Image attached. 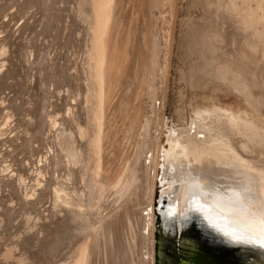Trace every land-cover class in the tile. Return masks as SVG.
Masks as SVG:
<instances>
[{"label": "bare ground", "instance_id": "6f19581e", "mask_svg": "<svg viewBox=\"0 0 264 264\" xmlns=\"http://www.w3.org/2000/svg\"><path fill=\"white\" fill-rule=\"evenodd\" d=\"M3 1L4 2L0 4V12L4 11L0 13V20L3 19L6 22L3 20L0 22V44H4L0 50V92L8 89V91H12L13 95L8 96L7 100L4 98L0 99V112H8L7 117L9 118V121H6L0 117V137L6 134L7 131L10 134V132L14 130V133L10 135L7 133L9 137L7 134L6 137L8 138H4L5 135H3L0 139V147L8 143L4 150L0 149V255L3 260H1L2 263L0 262V264H93V262L94 264H100V261L104 258L101 257V250L96 246L101 243L100 236L104 237L105 232L98 233L97 229H94L90 233L88 227L90 225L99 224L100 222L102 224L104 223L105 216H103L104 210L102 205L105 195H111V197L114 198V206H118L120 201L122 204L124 203L127 189L126 185H120L121 187L123 186L122 193H117L119 183L116 184L114 178L110 183L108 182L109 173L111 171L115 173L116 170H113L110 165L109 150L106 146L104 147L105 136L103 135L105 131L104 128L111 123L113 125L109 117L106 121L105 101L108 94L113 90L110 91V87L113 86L108 85L110 84L108 83V78L110 79V77H108V70L114 68L111 67L112 59L110 58L112 54L117 53V51L115 50V53L112 52L110 54V51H113V49L110 50L111 44L109 45V41H111L110 38L113 37L112 31L115 23L114 11H116V8H119L118 4L120 0L118 3H116V0H76L77 16L79 15L82 19L81 21L87 24V38L86 43H83L82 40L80 41L83 45L85 44L83 57L81 60L79 57L77 58L79 62L75 61V64L80 63V61L81 64L80 67L79 65L77 67L74 66L73 72H70L72 69L68 68V66H70L69 64L67 66V63H58L57 59L59 60V58L56 59L55 57L56 60L51 57L48 58L47 48L42 45L43 42L40 43L45 36H47L45 38L49 40L50 36L47 34L50 32L51 35V25L45 23V25L41 24V28L36 27L41 18L38 16L39 19H36L32 14H30V16L26 15L27 12L29 13V10L30 13H32L33 10L36 11L39 9H32L31 11L32 6L37 5L40 9L42 8L44 10H42V14L44 12L48 13L50 10L49 13L51 16L54 3H49L47 2L48 0ZM9 3H13L11 6H16L14 10L16 13L10 14V12L7 11L8 9H3ZM115 4H117L116 8ZM68 5L70 4L68 3ZM17 12H19V15ZM59 12L61 13V11ZM38 13L37 11V14ZM53 13L56 12L53 10ZM2 15L5 16L6 19L4 17L1 18ZM22 16L25 18L21 20L22 22L19 23V25H16L17 27H15L14 24H12L13 26L11 25V23H13V21H11L12 19ZM57 16L60 15L58 14ZM57 16L54 14L51 18L57 21L55 19ZM48 17H45L43 22H45ZM30 18H32V21H27ZM67 19L68 18H65V20ZM17 20L19 21V19ZM9 21H11L10 24H8ZM41 21L42 20H40V22ZM46 22H48V20H46ZM64 23H66V21H64ZM67 23L70 24L71 22ZM77 23L76 20H72L69 26H64L62 24L65 28L69 27L68 35L66 32V37L70 38L69 42L72 39V34L75 33L74 28ZM56 24L52 23V26ZM11 27H15L16 29H14L12 33H9L10 29H12ZM35 27L37 29L40 28V30L35 31L37 37L40 34L44 35L43 38L41 36L42 40L40 39V41H38L39 37L37 39L35 36H31L34 32L29 35L31 31L35 30ZM52 28H55V26ZM76 30L78 31V28ZM62 31H65V29ZM13 32H17L15 36H13ZM82 32H84V30ZM62 34L64 38L65 34ZM118 36L117 38L120 37ZM66 37L64 39H67ZM73 37L75 36L73 35ZM83 39L85 38L83 37ZM77 40L79 41L80 39L77 38ZM116 40L118 42V39ZM66 42L68 41L66 40ZM66 42H64V44H66ZM50 43L53 44L55 42L50 41ZM59 43L58 45L61 44ZM44 44H47L48 47L49 42ZM64 44H61V47L64 46ZM58 45L56 44L57 48ZM50 46L52 47L53 45L50 44ZM61 47L59 46V48ZM70 47L71 45L68 48ZM72 47H74V44ZM80 47L79 44L77 49ZM112 47L114 46L112 45L111 48ZM137 47H139L138 44L134 51L137 55L134 53L135 56H132L130 61L129 58L125 61L127 63L129 61V63H126L127 66L125 64V75H123V82L121 80V84L124 83V85H127L129 81L132 83L134 81L136 84L141 80H134V76H136L134 74L135 71L139 70L141 67V64H139L141 63L139 59L140 49ZM58 49L56 51H58ZM62 49H64V54L65 48ZM80 50L81 49L78 50L79 52L76 50V52L81 53L82 51L80 52ZM124 51V53L127 52V50ZM67 52L70 51L66 49V54H68ZM73 52L74 50L72 53ZM60 53L62 54V52ZM120 53L118 57H120ZM70 54L71 53H69V56ZM72 55H74V53ZM76 56H78V54H76ZM66 57L65 59H67ZM118 57L115 58L117 59ZM115 58L113 62L116 60ZM69 59L67 60L69 61ZM60 60H62V58ZM70 61L72 62V59H70ZM118 62L117 66L122 63V61L121 63L120 61ZM125 62L123 61V63ZM22 68L24 73L22 72L23 75L19 76V74H21L19 72ZM137 73L138 71L136 74ZM146 73L147 75L144 73L146 76L142 79V84L144 83L147 95L150 86V77H148V72ZM110 76H112V74ZM114 80L115 79H113V81ZM118 84L116 85L119 86ZM138 85L140 84L138 83ZM142 87L143 86H141L140 89L141 91ZM26 89H28V91H25ZM92 90L95 91L92 93ZM154 90L155 91H153L150 97L153 110L156 106L155 100H157V96H159L157 95V90L155 88ZM89 91L92 93L91 95H89ZM160 96H163V92ZM94 100L98 101V105L92 110L93 105L91 104ZM158 108H155L156 112ZM214 113L208 109L199 110L198 113L192 115L194 119H189V127L182 128L180 127L181 125H179L177 127L175 126L174 129H169L170 131L166 138L168 139L167 141L170 148L166 158H162V161L164 162L166 160L165 166L176 171L177 169L172 165L169 166L168 163L169 160L173 159L177 161L179 168L178 176L181 183L178 193L174 195L176 200L173 202L172 199H170L167 208L164 206L161 207V222H165L166 213L170 214L169 211L172 210L175 218L173 227L175 228L177 224L178 231H184L185 227H187L185 219L194 214V205L199 203L205 205V202H202L203 197L206 200L213 201L212 199L215 192H220L222 196L224 195L227 199L229 198L228 202H222L223 204L221 203L220 205L223 206L217 203L215 204L214 202H212V205L215 210L221 212L219 218L223 223L222 228L224 227V229L227 230L234 229L230 231H233V233L235 231L237 234L234 236L237 238H243L242 236H244L243 234L246 233V230L248 234H250V237H257L258 233L264 230V203L259 201L260 197L256 194L257 192L252 190L253 187L246 183L247 187L255 194V197L253 198V193L251 192L249 195L250 198L240 200V204V202L233 201V198L236 199V197L240 196L237 194L234 196L232 191H239L241 188H244L241 187L242 184H245L244 181L241 180L236 183H226L223 184V186H218L212 178L207 176L202 177L201 174H199L200 171H195L186 166L188 163L196 165L198 168L204 165L232 166L236 171L246 174L248 178L253 177L255 179L258 184V190L262 191L261 198L264 199L263 152L261 151L262 153L259 154L251 153L248 155L250 157H247L240 151L238 144L226 146L223 141L214 138L211 135L212 131L205 128ZM229 119L230 118H228V120ZM236 120L238 119L236 118ZM6 124H9V126ZM145 131L146 130H144V133ZM184 131H188L189 137H187L190 140L188 141L189 144H178V138L181 132ZM232 131L235 130L233 129ZM159 134L160 132H157L149 142L150 153L146 159L145 165L151 180L148 182V188L146 190L147 196L145 204H143L144 207L141 210V220L139 217L137 219L138 228L141 225L140 235L142 238V247L138 255L136 250L135 253H133V264H155L154 253L156 235L154 188L156 175L158 177L159 169L164 168V163L160 165L159 159L161 157ZM126 136L127 133L124 138ZM154 138H156L157 141ZM213 140L217 143H221L218 149H213L210 145ZM260 141L262 140L257 142L260 143ZM246 144V147L250 148L248 147L249 144ZM100 149L101 157L98 156L100 154L98 150ZM144 151L145 143L143 137L142 139L140 137V142L136 146V157L130 165L132 167V170L130 168L131 175L134 174V169L136 165L139 164V158H141ZM118 154L119 153H117V155ZM152 155L155 156L154 159H152ZM41 163H43V170L40 184H36L35 190L32 191L31 183L39 181ZM252 164L258 165L259 168H255ZM160 180H163V178L161 177ZM173 180L178 181V178L176 177ZM168 183L170 185L173 181L170 180L167 184ZM111 185H115V189L112 188ZM23 186H25L27 192L30 193L29 197L25 196ZM107 187L110 188H108L110 192L106 189ZM204 192H211L212 195H206ZM164 195L165 194L162 196ZM162 196H160L159 203H162ZM121 197L122 200L117 202ZM45 203L47 206L41 209ZM165 203L168 204L167 201ZM243 206H245V208H243ZM133 208L135 210L131 212V214L135 213L137 218L135 202ZM21 209L22 212L19 213ZM44 210L47 211L46 215L42 214ZM129 210L131 209L129 208ZM131 214L128 215L127 213L126 217L128 218ZM120 215L121 213L118 215V219ZM16 217H20L21 219L14 223ZM132 219L133 221L136 220L134 216H132ZM209 228L211 229V227ZM107 231L111 255L116 256L117 254L124 260V264H132L130 259L132 253L127 250L129 247V242H127L129 231L127 227L122 225L119 229L115 227L114 222H111L108 224ZM102 264L105 263L103 262Z\"/></svg>", "mask_w": 264, "mask_h": 264}, {"label": "rangeland", "instance_id": "374dc122", "mask_svg": "<svg viewBox=\"0 0 264 264\" xmlns=\"http://www.w3.org/2000/svg\"><path fill=\"white\" fill-rule=\"evenodd\" d=\"M0 1V4L4 2L3 0ZM47 2L54 3L53 10L56 13H53L52 10L50 16L49 10L48 13L44 12V15V13H41L44 10L35 5L32 6L31 11L32 9H39L36 11L33 10L32 13H30L29 10V13L27 12L26 15L30 16V14H32L36 19L38 16L41 18L38 19L39 22L42 20V23L40 22L39 24L38 22L36 27L41 28V26L45 25V23H49L51 25V35L50 32L47 34L50 36L49 40L48 38H45L47 36L44 37L43 34H40L38 36V41H40V39L42 40L44 37V41L42 40L40 43L43 42L42 45L47 48V57L54 59L55 57L56 59L59 58V60L57 59V62H64L65 64L67 63V66L69 64L70 66H68V68L72 69L71 71L69 69V71L73 72L74 66L77 67L79 65L80 67L81 64L80 61V63H76V65L75 61L79 62L77 61L79 60L77 58L79 57L81 60L83 57L82 55L85 44L83 45L82 42L80 43V41L82 40L83 43H86L87 24L81 21L82 19L79 15L77 16L78 13L76 11V0H48ZM118 2L119 0H116V3ZM68 3L70 5H68ZM12 4H7V6H5L3 9H8L7 11H9L10 14L16 13L14 11L16 6H11ZM116 7L117 4H115V8ZM118 7L119 8H116V11H114L115 23L113 25L112 31L113 40L110 38L111 41H109V45L111 44L110 50L113 49V51H110V54L112 52L115 53V50L117 51V53L112 54V57L110 58L112 59V63L115 62V65L111 63V67L114 68L108 70V77H110V79L108 78V83H110L108 85H112L113 87L109 86L111 88L109 89L110 91L112 89L113 90L108 94L109 97L107 96L105 101V116L107 114L106 121L109 117V119L112 120L111 122H113V125L112 123L109 126L106 124L107 127L104 128L105 131L103 135L105 136L104 147L106 146V148L109 150L108 154L110 165L112 166L113 170H116L115 173L112 171L109 173L110 176H108V182L110 183V181H112L114 178V182L116 184L119 183L118 191L116 190L117 193H122L121 191L124 185H126L127 189L124 203H121V197L117 201H120L118 206H114V198H112L111 195H105L104 203L102 205L104 210L103 216H105L104 223L102 224L100 222L99 224L90 225L88 227L90 233L94 229H97L98 233L105 232L104 237L100 236L101 243L97 244L96 246L101 250V257L104 258L100 261V264L103 262L105 264H124V260H122L119 255H111L110 241L107 233L108 224L111 222H114L115 227L119 229L122 225L127 227L129 231L127 235L129 247L127 250L132 253L130 257L132 264V259H134L133 253H135V250L137 251V255L141 252V225L138 228L137 219L139 217L141 220V210L144 207L143 204H145L148 182L151 180L150 174L146 171L145 165L146 159L150 153L149 142L151 141L152 137L157 134V132H160V165L164 163V168L159 169L158 177L156 175L155 178L154 200L155 203L156 200L158 201L157 206H154L155 218H157L156 211L160 213L161 210V204L159 203L160 196L165 194L161 198L164 199L165 202H168V204L165 203L163 205L165 208H167L169 206L170 199H172L173 202L176 200L174 195L178 193L181 183L178 176L179 168L177 161L173 159L169 160L168 163L169 166H174L177 171L167 168L168 166H165L166 160L164 162L162 161V158H166L167 152L170 148L167 141L168 139L166 137L169 131L174 129L175 126L177 127L181 125L180 127L182 128L189 127V119H194L192 115L198 113L199 110L208 109L212 113L215 112L211 117L212 119L210 118V122L205 126L207 130L212 131L211 135L214 138L223 141L226 146L238 144L240 151L247 157H250L248 155L251 153L259 154L263 152L264 154V0H120ZM37 11L40 14H37ZM59 11H61V13ZM18 13L19 12H17V14ZM57 13L60 16H57ZM52 14L57 16L55 17L57 21L51 18L53 16ZM67 14L70 15V18ZM42 15H44L46 18L49 16L48 19H46L48 22H46V20L43 22L45 17ZM3 17L6 19V17L2 15L1 18ZM24 18L23 16L14 18L11 20L13 23L9 21L8 24H14L15 27H17L16 25H19V23L22 22L21 20ZM65 18H68V21L65 20ZM17 19H19V21ZM72 20H76L78 23L75 25V33L73 32L74 34H72V39L69 42L70 38L66 37L68 35L69 27L65 28L64 26H69L72 23ZM27 21H32V18L28 19ZM64 21H66V23H71L66 24ZM52 23H57L60 25V27L57 24V26H52ZM54 26L55 28H52ZM15 27H11L12 29H10L9 33H12V31L16 29ZM36 27L35 30L31 31L29 35L33 34L34 32V34L31 36H35L38 39L37 35H35V31L40 30V28L37 29ZM77 28L78 31L76 30ZM79 28H82L85 33ZM61 29H65V31H62ZM16 33L17 32H13V36H15ZM62 33L65 34L64 38L66 37L67 39L63 38ZM73 35L75 37H73ZM117 36L119 38H117ZM83 37L85 39H83ZM77 38L80 40L78 41ZM116 39H118V42ZM66 40L68 42H66ZM50 41L55 43L52 44ZM47 42H49L48 47L47 44H44ZM59 42L61 44L66 42V44L61 47ZM76 42H78L81 46L78 49L77 47H79V44ZM58 43L60 45H58ZM50 44L55 47H51ZM56 44L58 45V48L59 46L61 47L59 49L62 51L57 48ZM73 44L74 47H72ZM137 44L139 46L137 48L140 49L139 59L141 63L139 64H141V67L139 70L135 71L134 74L136 76H134V80H141H139L136 84L134 81L133 83L129 81L127 85H124V83L121 84V80L123 82V75H125L124 69L131 60V57L137 55L134 52ZM3 45L4 44H0V50ZM70 45L72 49L71 47L68 48ZM112 45L117 48H111ZM62 48H65V55L63 54L64 49ZM57 49L58 51H56ZM66 49L67 51H70L67 52L68 54H66ZM79 49H81V53H78ZM123 49L127 50V52L124 53L125 51ZM73 50L74 55H72ZM76 50L78 52H76ZM60 52H62L64 56ZM118 52L120 53V57H118ZM69 53H71L70 56ZM76 54H78V56H76ZM57 55L63 57H58ZM65 57L67 59H72V62L70 59L69 61L65 59ZM115 57L118 58L116 59ZM61 58L64 61L60 60ZM114 58L116 60L113 62ZM128 58L129 61L127 63L125 61H127ZM118 61H120V63L122 61V63L117 66L119 63ZM123 61L125 63H123ZM137 71L138 76L136 74ZM22 72L23 68L19 72L21 73L19 76L23 75L24 72ZM146 72H148V77H150V86L147 93V95L149 94L148 96L146 95L144 83L142 84V79L147 75ZM144 73L146 75H144ZM111 74L112 76H110ZM113 79L115 80L113 81ZM138 83L140 85H138ZM141 86H143L142 91L140 90ZM154 88L157 90V95L159 96H157V100H155L156 106L153 110L152 100L150 97L153 91H155ZM25 91H28V89ZM94 91L92 90L91 92L93 93ZM91 92L89 91V95L92 94ZM162 92L163 96H160L162 95ZM12 95V91H8V89H6L5 91L0 92V99L4 98L7 100V97ZM97 102V100H94L92 101V104L89 103L93 105L92 110L97 107ZM155 108H158L157 112L155 111ZM7 116L8 112H0V117L6 121H9ZM228 118L230 119L228 120ZM236 118L238 120H236ZM6 125L9 126V124ZM233 129L235 131H232ZM144 130H146L145 133ZM12 131L10 134L14 133V130ZM7 133L8 131L6 134ZM126 133L127 136L124 138ZM6 134H3L5 135L4 138L9 137V133L7 134L8 137H6ZM187 136L188 131L181 132V135L178 138V144H189L188 141L190 140L188 138L189 136ZM140 137L141 139L143 137L145 151L141 155V158H139V164L136 165L134 174L131 175L130 168L132 170V167L130 165L133 159L136 157V146L140 142ZM154 139L157 141L156 138ZM259 140L262 141L259 143L257 142ZM246 143L249 144L248 147L250 148L246 147ZM7 144L8 143L4 144V146H1L0 149L4 150V148L7 147ZM210 145L213 149H218V147L221 146V143H217L213 140ZM98 153H100L98 156L101 157V149L98 150ZM117 153L119 154L117 155ZM154 158L155 156L152 155V159ZM186 166L192 168L195 171H200L199 174L202 176H204V174L210 176V178L215 180V183L218 186H223V184H225L224 182L236 183L242 180L245 184H242L241 187L247 188V184L253 187L254 191L257 192L256 194L260 197L259 201L264 203V199L261 198L262 191L258 190V184L255 179L253 177L248 178L246 174L236 171L232 166L204 165L203 167L198 168L196 165L191 163H188ZM252 166L255 168L258 167V165L255 164H252ZM42 170L43 163L40 164L39 181H34L31 183L32 191L35 190L36 184H40ZM161 177L163 180H160ZM176 177L178 178V181L173 180ZM170 180L173 181V183H170L169 185L167 182ZM120 185L123 186L121 187ZM109 187L106 189L109 190ZM23 188L25 196L29 197L30 193L27 192L25 186H23ZM112 188L115 189V185H113ZM232 192L234 196H236V194L240 196L236 197V199L233 198L234 202H240L241 204L240 200L249 199V195H245L243 193L239 194L238 192L234 191ZM204 193L206 195H212L211 192ZM228 199L224 197V195L222 196L220 192H215V195L212 199L213 201L206 200L203 197L202 202H205V205L202 203L194 205V214L188 216L185 219L187 227H185L184 231H180L178 233H176V229L178 228L177 224L175 226L176 229L173 227V222L175 223V218L173 215L174 212L171 210L169 211L170 214L166 213V220L165 222H161L160 225L162 230L161 233L167 243V248L162 258L163 264H178L179 262L184 264H193L191 258L194 259L195 257H197V259L195 258V261L201 262V264H263L264 230H261L257 237H250V234H248V231L246 230V233L243 234L244 236H242L243 238H237L234 236L237 233L235 231L234 233L233 231H230L234 229L227 230L224 229V227L222 228L223 223L219 218L221 212L215 210L212 202L220 205L222 202H228ZM134 202L137 218L135 213L131 214V212H134L135 210L133 208ZM45 206H47L46 203L41 207V209ZM129 208L131 210H129ZM243 208H245V206H243ZM21 212L22 209L19 210V213ZM46 213L47 211L44 210L42 214L46 215ZM120 213L121 215L118 219V215ZM127 213L128 215L131 214V216L128 218L126 217ZM132 216L135 217V221H133ZM20 219V217H16L14 223ZM209 227H211V229ZM181 240L183 242L182 244ZM175 242L179 243L180 247H182L178 251H176L174 248ZM1 260L2 257L0 255V262L2 263L3 260Z\"/></svg>", "mask_w": 264, "mask_h": 264}, {"label": "water", "instance_id": "95a60500", "mask_svg": "<svg viewBox=\"0 0 264 264\" xmlns=\"http://www.w3.org/2000/svg\"><path fill=\"white\" fill-rule=\"evenodd\" d=\"M202 176V175H201ZM204 176H207L210 178V176L204 174ZM202 176V177H204ZM230 182V181H229ZM226 184V182H224ZM231 183V182H230ZM254 190V189H252ZM234 192H238L239 194H245V195H250L251 194V189H249L248 187L247 188H241L239 191H234ZM256 192V191H255ZM253 193V192H252ZM255 197V194L253 193V198ZM250 198V197H249ZM155 206H157V204L155 203ZM155 235H156V238H155V264H163V261H162V258H163V255L165 254V250L167 248V243L166 241L164 240V237L162 235V230H161V227L157 226V224H161V217H158V218H155ZM178 229H176V233H178ZM194 235V234H192ZM196 236V235H194ZM193 241H196V240H193ZM182 240H181V244H182ZM174 248L176 251H178L180 248V244L175 242L174 243ZM183 251V250H182ZM197 259V257H195ZM195 258H191V261L193 264H201V262H196L195 261ZM178 264H184L182 262H179Z\"/></svg>", "mask_w": 264, "mask_h": 264}, {"label": "flooded vegetation", "instance_id": "af4514ba", "mask_svg": "<svg viewBox=\"0 0 264 264\" xmlns=\"http://www.w3.org/2000/svg\"><path fill=\"white\" fill-rule=\"evenodd\" d=\"M162 203H160L161 204V206L160 207H162L164 204H165V200L164 199H162V201H161ZM156 204H158V201L156 200ZM156 217L158 218V217H160V213H158L157 211H156ZM157 226L159 227L160 226V224H157Z\"/></svg>", "mask_w": 264, "mask_h": 264}]
</instances>
